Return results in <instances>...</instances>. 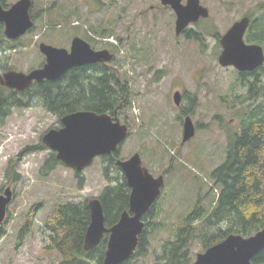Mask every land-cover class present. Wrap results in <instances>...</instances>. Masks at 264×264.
Segmentation results:
<instances>
[{
  "label": "rangeland",
  "instance_id": "rangeland-1",
  "mask_svg": "<svg viewBox=\"0 0 264 264\" xmlns=\"http://www.w3.org/2000/svg\"><path fill=\"white\" fill-rule=\"evenodd\" d=\"M200 1L209 16L191 34H199L204 47L193 39L195 35L176 36L174 15L156 9L158 0H32V30L15 42L0 35L1 73L37 69L44 63L41 43L68 50L74 37L113 54L105 67L129 92L117 115L129 132L118 159L138 153L153 176L164 177L149 219L146 249L131 264H158L163 244L174 237L175 228L197 201L209 212L218 194L217 189L211 191L209 175L225 160L227 136L238 131L242 117L238 103L253 82L254 96L262 91L253 104L264 105V64L244 81L236 69L218 64L219 38L243 16L260 15L257 8L264 0ZM176 92L181 95L180 106L174 103ZM24 102L27 105L13 109L0 126V194L8 187L13 192L6 236L0 241V264H60L61 256L48 248L45 221L58 204L88 202L101 195L108 185L104 160L96 158L83 170L82 187L75 171L63 165L44 176L42 166L51 151L35 148L44 146L42 137L59 129L61 120L38 98ZM186 117L191 118L195 134L182 143ZM29 219L30 230L22 233ZM199 234L203 232L190 242L192 262L204 252Z\"/></svg>",
  "mask_w": 264,
  "mask_h": 264
},
{
  "label": "trees",
  "instance_id": "trees-1",
  "mask_svg": "<svg viewBox=\"0 0 264 264\" xmlns=\"http://www.w3.org/2000/svg\"><path fill=\"white\" fill-rule=\"evenodd\" d=\"M8 5V4H7ZM260 15L251 17V24L245 39L254 42L264 49V3L259 4ZM34 20V16L31 15ZM2 24H0L1 33ZM194 36L195 34H191ZM189 35L187 38L192 39ZM196 34L193 39L204 47L201 38ZM219 38V35H216ZM94 49V48H93ZM244 78L249 73L239 74ZM252 81V80H251ZM126 82V80H125ZM124 82V83H125ZM248 84L249 80H245ZM252 83L249 92L238 103L242 112L238 131L228 134V146L225 160L209 175L213 182L211 191L217 189L209 212L206 213L200 202H196L191 213L187 214L181 225L174 230V237L165 241L162 246L158 264H191L190 242L199 234L202 250L220 243L230 234L249 237L264 227V105L255 100L262 95L254 96L256 89ZM258 88L261 89V87ZM128 89L119 82L115 72L102 64L76 67L68 70L59 79L43 85L35 84L24 92L9 90L0 86V126L10 116L13 109L27 105L25 98L40 99L42 107L59 120L62 117L81 110L97 114L113 115L126 106ZM188 114V113H184ZM39 146L35 149H44ZM118 151L113 156H103L104 176L108 185L98 197L105 216V226L115 225L122 212L128 210L130 188L120 168L116 165ZM58 165H62L50 153L42 166L46 176ZM44 171V172H43ZM16 177V176H15ZM82 187L81 173H75ZM155 206V205H154ZM154 206L143 218L144 230L138 238V246L133 256L122 264H131L135 257L142 256L146 249V235L149 219ZM0 224V241L6 236L5 224ZM90 224V210L87 200L80 203L58 204L53 207L45 229L49 233V249L61 256L60 264H102L107 248L108 235L91 251L84 250V239ZM199 225V226H198ZM31 219L23 227L22 233L30 230ZM209 228L214 230L210 233ZM254 264L264 263V249L251 260Z\"/></svg>",
  "mask_w": 264,
  "mask_h": 264
},
{
  "label": "water",
  "instance_id": "water-1",
  "mask_svg": "<svg viewBox=\"0 0 264 264\" xmlns=\"http://www.w3.org/2000/svg\"><path fill=\"white\" fill-rule=\"evenodd\" d=\"M0 0V23L4 25V36L14 41L25 35L34 26L30 16L31 0H19L8 9H3ZM163 5L172 7L176 14L175 34L180 35L190 24L200 18H207L208 9L199 0H188L182 5L180 0H160ZM251 19L243 16L221 36V53L218 64L232 67L239 73L253 72L264 64V49L261 45L248 44L244 35ZM45 57L42 68L25 74L16 71L0 73V86L23 92L33 83L55 81L68 70L76 67L107 64L113 55L106 49L94 50L89 43L79 37L71 41L70 49L57 48L48 44L39 45ZM174 103L180 106L181 95H173ZM61 127L51 129L42 137L43 145L55 153V158L75 172H83L95 158L114 154L128 136V128L116 116L109 113L97 114L81 110L61 118ZM195 134V126L190 117L183 123L182 143ZM126 183L130 188L128 210L122 212L118 222L110 228L105 226V216L99 199L88 202L90 224L84 239V250L96 248L108 235L107 248L102 264H122L135 253L138 238L144 229L142 218L146 215L161 194L163 176L154 177L145 167L138 153L127 160H117ZM13 199L8 187L0 195V224L6 218L8 205ZM264 249V227L249 237L230 234L223 241L197 254L192 264H254L251 262ZM264 264V263H261Z\"/></svg>",
  "mask_w": 264,
  "mask_h": 264
},
{
  "label": "flooded vegetation",
  "instance_id": "flooded-vegetation-1",
  "mask_svg": "<svg viewBox=\"0 0 264 264\" xmlns=\"http://www.w3.org/2000/svg\"><path fill=\"white\" fill-rule=\"evenodd\" d=\"M159 1V4H160V6H156V9H160V8H163V9H168V10H170V12L171 13H173V15H174V20H175V23H176V14H175V12H174V10L172 9V7L171 6H169V5H163L162 3H161V1L160 0H158ZM181 1V4L182 5H186V3H187V1L188 0H180ZM199 2H200V5L202 6V4H201V1L199 0ZM31 4H32V0H31ZM13 4H11V5H7L6 4V0H4L3 2H2V7H3V9H8L9 7H11ZM204 7V6H203ZM31 10V9H30ZM203 20H205V19H203V18H200L199 20H198V22L197 23H194V24H191V25H189L179 36H182V37H186L187 38V36H189V35H191V33H193L194 32V30L192 29L193 27H195L197 24H199V22L200 21H203ZM1 24V23H0ZM3 30H4V27H3V25H2V27H1V33H0V35L1 34H3ZM246 32H248V30L246 31ZM28 33V32H27ZM70 49V48H69ZM68 49V50H69ZM44 64H45V58H44V63L39 67V68H42L43 66H44ZM38 69V68H37ZM5 71H8V70H5ZM4 71V72H5ZM256 71V70H255ZM255 71H253V72H255ZM253 72H248L249 73V76H251V75H253L254 73ZM0 73H1V71H0ZM2 74H3V72H2ZM47 82H50V81H43V82H41V83H33L31 86H33V85H35V84H39L40 86L41 85H43V84H45V83H47ZM30 86V87H31ZM116 112V114H117V110H115L114 111V113ZM114 154H111V156H113Z\"/></svg>",
  "mask_w": 264,
  "mask_h": 264
},
{
  "label": "bare ground",
  "instance_id": "bare-ground-1",
  "mask_svg": "<svg viewBox=\"0 0 264 264\" xmlns=\"http://www.w3.org/2000/svg\"><path fill=\"white\" fill-rule=\"evenodd\" d=\"M255 234V233H254Z\"/></svg>",
  "mask_w": 264,
  "mask_h": 264
}]
</instances>
